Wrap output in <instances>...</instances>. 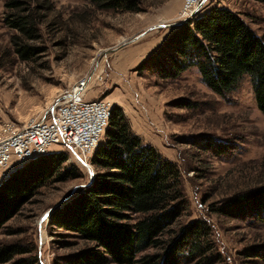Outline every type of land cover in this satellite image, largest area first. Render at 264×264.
<instances>
[{
    "label": "rangeland",
    "instance_id": "rangeland-1",
    "mask_svg": "<svg viewBox=\"0 0 264 264\" xmlns=\"http://www.w3.org/2000/svg\"><path fill=\"white\" fill-rule=\"evenodd\" d=\"M4 1L0 126L50 117L70 89L89 76L88 100L106 98L112 107H122L132 129L179 165L188 208L173 227L203 219L212 229L211 253L222 256L216 264H264V221L257 212L233 218L212 210L239 190L264 186V113L250 78L245 76L224 99L202 82L196 68L177 79L136 69L174 30L170 25L184 21L179 16L184 0H146L141 11L123 12L94 9L85 0H54L56 11L49 21L57 23L41 26L37 44L43 49L30 60H22L11 45L13 31L5 23ZM214 5L239 12L264 35V0H204L195 15ZM53 150L66 152V164L78 165L82 176L49 180L0 230V248L18 244L24 251L18 257L37 256L40 264H66V258L86 246L75 232L49 219L96 172L93 154L84 164L67 148ZM181 264L195 263L183 258Z\"/></svg>",
    "mask_w": 264,
    "mask_h": 264
},
{
    "label": "trees",
    "instance_id": "trees-1",
    "mask_svg": "<svg viewBox=\"0 0 264 264\" xmlns=\"http://www.w3.org/2000/svg\"><path fill=\"white\" fill-rule=\"evenodd\" d=\"M85 1L94 9L122 12L141 11L146 2ZM4 7L5 23L13 31L11 45L22 60H30L43 49L37 44L41 26L57 23L49 21L55 2L5 0ZM190 68H196L202 82L224 99L248 76L264 113V35L239 12L214 5L187 19L136 69L177 79ZM104 134L91 157L96 167L92 181L50 215L52 225L71 230L87 242L66 258V264H181L183 258L195 264L222 261L221 255L211 253L212 229L207 221L196 218L173 227L188 208L179 165L145 142L120 106L112 107ZM68 159L63 151L37 156L0 183V230L49 180L82 176L78 165L66 164ZM212 210L233 218L257 212L264 221V186L239 190ZM150 249L155 251L145 253ZM23 253L18 244L4 245L0 264H40L37 256L18 257Z\"/></svg>",
    "mask_w": 264,
    "mask_h": 264
},
{
    "label": "built area",
    "instance_id": "built-area-1",
    "mask_svg": "<svg viewBox=\"0 0 264 264\" xmlns=\"http://www.w3.org/2000/svg\"><path fill=\"white\" fill-rule=\"evenodd\" d=\"M204 0H184L180 17L195 15ZM89 76L70 89L48 118H33L25 124L7 121L0 126V183L33 158L61 146L81 162L93 154L109 123L112 103L88 100L85 90Z\"/></svg>",
    "mask_w": 264,
    "mask_h": 264
},
{
    "label": "water",
    "instance_id": "water-1",
    "mask_svg": "<svg viewBox=\"0 0 264 264\" xmlns=\"http://www.w3.org/2000/svg\"><path fill=\"white\" fill-rule=\"evenodd\" d=\"M195 13H196V12H195ZM185 21H186V20L181 21V22H178V23H174V24H171L170 26H172V27H177V26L183 24ZM84 164H87V163L85 162ZM91 181H92V179H91ZM91 181H90V182H91Z\"/></svg>",
    "mask_w": 264,
    "mask_h": 264
},
{
    "label": "crops",
    "instance_id": "crops-1",
    "mask_svg": "<svg viewBox=\"0 0 264 264\" xmlns=\"http://www.w3.org/2000/svg\"><path fill=\"white\" fill-rule=\"evenodd\" d=\"M162 41H163V40H162ZM162 41H161V42H162ZM159 42H160V41H159ZM161 42H160V43H161ZM160 43H159V44H160ZM153 44H155V42H154ZM157 47H158V46H157ZM149 48H151V47H149Z\"/></svg>",
    "mask_w": 264,
    "mask_h": 264
},
{
    "label": "bare ground",
    "instance_id": "bare-ground-1",
    "mask_svg": "<svg viewBox=\"0 0 264 264\" xmlns=\"http://www.w3.org/2000/svg\"><path fill=\"white\" fill-rule=\"evenodd\" d=\"M84 161H86L84 158H82Z\"/></svg>",
    "mask_w": 264,
    "mask_h": 264
}]
</instances>
